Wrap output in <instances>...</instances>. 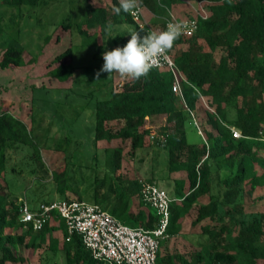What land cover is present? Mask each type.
Masks as SVG:
<instances>
[{"label": "trees", "instance_id": "obj_1", "mask_svg": "<svg viewBox=\"0 0 264 264\" xmlns=\"http://www.w3.org/2000/svg\"><path fill=\"white\" fill-rule=\"evenodd\" d=\"M140 1L144 20L155 16L150 25L155 31L166 28L171 9L182 2ZM206 1L209 17L200 18L198 30L190 36L181 35L169 51L184 75L185 102L174 91L172 73L155 67L146 77L128 79L121 89H113L108 97L97 100L94 140L110 146L104 147L103 169L89 188L94 187L95 202L120 220L136 221L138 226L155 229L160 215L143 200L141 180L126 178L120 170L129 143L133 154L153 144L162 146L168 151L169 168L186 172L175 181L166 237L183 231L184 221L195 207L196 221L210 219V222L202 225L203 237L191 252L164 253L165 242L160 239L157 263L264 264V213L247 219L238 203L246 186L252 190L264 188V0ZM114 7H119V0H113L110 7L86 0L84 23L75 24L67 18L62 28L70 32L72 40L76 26L87 35L90 27H96L99 52L123 47L131 38L127 31L119 32L115 26L125 23L141 36L148 33L131 14L121 11L117 15ZM85 25L87 30L83 29ZM51 39L52 35L47 36L46 42ZM184 44H188L187 49L182 48ZM25 51V47L18 45L6 49L0 58V68L27 65ZM73 56L72 45L60 50L50 63L55 66L51 76L62 82L73 79L77 72ZM194 117L199 118L197 125L203 132L198 143H191L187 132ZM160 118L165 123L154 130ZM235 129L241 132V137L235 136ZM148 139L151 143L147 145ZM22 147L32 149L39 169L47 172L33 129L10 108L1 107L0 181L7 178L8 152ZM71 158L66 157L65 162ZM223 167L231 173L220 180L215 173ZM54 172L55 191L65 197L72 186L69 175L63 166ZM148 180L155 182L152 177ZM217 180L226 188L224 193L215 191ZM10 194L0 193V264L22 262L23 249L36 250L45 243L54 253L64 251L67 264H102L80 236L69 238L66 220L58 211L53 212L43 228L34 229L31 222L23 219L18 199L9 200ZM136 195H139L137 210L132 206Z\"/></svg>", "mask_w": 264, "mask_h": 264}, {"label": "rangeland", "instance_id": "obj_2", "mask_svg": "<svg viewBox=\"0 0 264 264\" xmlns=\"http://www.w3.org/2000/svg\"><path fill=\"white\" fill-rule=\"evenodd\" d=\"M19 1L0 0V58L6 49L18 45L26 48L25 58L28 63L19 68H0V108H10L33 129L41 146L47 172L39 169L29 147L11 149L7 154L9 170L7 178L0 181V193L11 192L9 200L18 199L20 205L24 198L33 206L45 200L79 197L95 202L94 187L89 186L103 169L106 157L104 147L110 146L104 141L94 140L96 102L108 97L113 89H121L128 79L121 78L117 73L109 75L104 72L97 79L96 73L103 65V52H99V29L90 27V35H87L76 26L71 40L70 32L62 28L67 18L75 24L84 23L86 0ZM96 2L109 7L113 5V0ZM198 4L199 0L179 1L175 13H179L181 19L194 17ZM154 18L147 16L146 20L153 25L151 22ZM83 29L88 28L85 25ZM115 29L126 32L134 28L124 23L115 26ZM49 35H52V39L46 42ZM107 39L108 35L104 37V40ZM70 45L73 47L77 72L73 79L62 82L51 76L50 71L55 66L50 63L60 50ZM182 48L187 49L188 44ZM164 123V118L157 120L154 130ZM197 124L199 118L194 117L193 122L187 126L191 143L203 139V132ZM150 143L148 139L147 145ZM125 154L121 174L132 180H148L152 177L171 195L175 193V181L186 174L172 171L169 168L168 151L156 144L133 154L129 143ZM68 156L72 158L65 162ZM61 166L67 171L72 185L65 197L55 191L57 183L53 178L55 169ZM230 173L229 168L223 167L215 176L218 175L221 180ZM101 174L104 175L103 172ZM215 189L216 192L224 193L226 188L217 180ZM138 203L139 195H136L132 204L135 210ZM238 203L243 209V217L247 219L253 214L264 213V188L252 190L246 186ZM196 215L195 207L186 217L183 231L177 236L164 238V253H188L196 248L203 237L202 225L210 222V219L197 222ZM121 221L129 226H138L136 221ZM21 253L25 257L24 261H10L7 264H67L64 251L54 253L47 243L36 250L23 249Z\"/></svg>", "mask_w": 264, "mask_h": 264}, {"label": "built area", "instance_id": "obj_3", "mask_svg": "<svg viewBox=\"0 0 264 264\" xmlns=\"http://www.w3.org/2000/svg\"><path fill=\"white\" fill-rule=\"evenodd\" d=\"M207 2L199 0L196 16L188 19L171 13L166 25L169 22H183L187 25L183 35H193L199 28L200 18L209 17ZM132 17L148 33L155 31L143 18L141 1L137 14ZM155 68L167 69L172 73L174 91L185 102L182 88L184 75L172 55L168 52L161 57ZM234 133L236 137L242 136L238 129ZM141 183L143 200L155 207L160 215L159 225L153 230L144 226H129L100 204L81 198L43 201L37 206L29 204L24 198L21 203L22 216L33 224L34 229H41L52 218L53 212L58 211L66 220L69 238L75 234L80 236L93 257L102 264H158L160 239L166 237L174 197L155 182L141 180Z\"/></svg>", "mask_w": 264, "mask_h": 264}, {"label": "clouds", "instance_id": "obj_4", "mask_svg": "<svg viewBox=\"0 0 264 264\" xmlns=\"http://www.w3.org/2000/svg\"><path fill=\"white\" fill-rule=\"evenodd\" d=\"M139 8L140 0H119V7L113 10L117 15L123 11L135 16ZM186 27L183 22H169L164 30L152 31L144 36L134 29H128L131 38L123 47L102 53L103 65L96 73L97 79L101 72L109 75L117 73L121 78L133 80L146 77L158 60L173 48Z\"/></svg>", "mask_w": 264, "mask_h": 264}, {"label": "crops", "instance_id": "obj_5", "mask_svg": "<svg viewBox=\"0 0 264 264\" xmlns=\"http://www.w3.org/2000/svg\"><path fill=\"white\" fill-rule=\"evenodd\" d=\"M186 1V0H185ZM179 8V6H177V3L173 6V8L171 9V13L175 14L177 17L180 18L179 13L176 14L175 11H177V9Z\"/></svg>", "mask_w": 264, "mask_h": 264}]
</instances>
